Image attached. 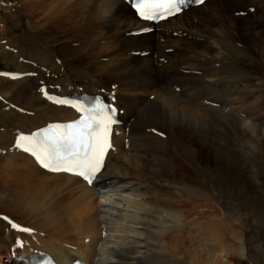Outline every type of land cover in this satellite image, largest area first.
Masks as SVG:
<instances>
[{
  "label": "bare ground",
  "instance_id": "1",
  "mask_svg": "<svg viewBox=\"0 0 264 264\" xmlns=\"http://www.w3.org/2000/svg\"><path fill=\"white\" fill-rule=\"evenodd\" d=\"M207 2V20L180 13L152 24L136 18L122 0H0L6 18L36 34L47 31L51 42L27 50L0 32V58L10 57L19 67L0 71L23 74L0 75V110L14 122L8 146L0 134V226L8 225L2 221L8 216L30 229L13 239L22 250L8 245L1 250L0 264H22L18 256L36 253H48L59 264H229L225 230L212 220L213 200L224 195V174H211L209 160L222 147L214 145L210 132L223 126L219 117L230 116L225 130L232 145L249 143L247 155L262 150L255 112L245 106L246 112L244 104L248 92L257 98L262 86L264 0H206L189 9ZM252 15L255 19L241 22ZM2 18L0 13L1 25ZM244 35L252 38L247 49L239 40ZM37 62L44 73L33 72ZM82 92L102 95L121 118L94 185L46 172L16 146L21 134L77 118L79 113L52 97ZM163 115L180 122L165 124ZM224 215L234 225L239 221ZM236 239L240 244L233 251L244 255L249 237L239 233ZM207 243L219 247V255L205 250Z\"/></svg>",
  "mask_w": 264,
  "mask_h": 264
},
{
  "label": "rangeland",
  "instance_id": "2",
  "mask_svg": "<svg viewBox=\"0 0 264 264\" xmlns=\"http://www.w3.org/2000/svg\"><path fill=\"white\" fill-rule=\"evenodd\" d=\"M210 7H211V2H207L204 6H202L201 8L197 10L194 9L192 11L188 8V10H185L183 11V13H181L182 14L181 18L187 17L190 20L197 22L199 18L201 19V17H198V16L202 15V20L203 21L207 20V16H209L208 11ZM0 13L4 17L2 18L3 20L2 25L0 24V32L2 33L1 36H4V39L10 38L13 43H17L19 44V46L27 50H29L27 47L31 45H37L39 47H44L46 44L51 43L47 39V31H41L40 33L36 34L34 33L33 30H30L27 26H24L22 22L20 24V23H17L14 18H6L4 16V12L1 10H0ZM239 14L243 15V13L241 12ZM131 15H132V12L126 13L127 17H130ZM229 16H230V13H229ZM252 19H255L254 15L247 16L246 18H241V22L244 24L246 21L252 20ZM198 26L203 27L205 25L204 23L203 24L201 23ZM159 27L161 28V25H159ZM161 29L154 30L150 34H156V32L160 31ZM169 33H170L169 31L165 32L166 35H168ZM176 34L178 35L179 32L176 31L175 33L174 32L171 33V37H175ZM239 40L244 43L245 49H247L249 47L248 45L252 42L251 36H247V35L239 36ZM59 44H60L59 42L57 43L52 42V46H57ZM8 49L11 50V47H8ZM170 49L171 48L167 49V51L170 52L171 51ZM18 59L20 61H25V58H23V56L18 57ZM56 60L59 61L58 59ZM36 66H37V70H36L37 72L36 71H33V72L39 73L41 70V72L44 73L45 69L43 68V66H41V64L37 62ZM0 69L14 71V70L19 69V67L15 65V62L13 59H11L10 57H6L4 60L0 58ZM262 71H264V66H261V69L259 70V74ZM262 74L264 73L262 72L260 74L262 78L261 79L262 86L258 91H256L257 98H251V95H250L251 92H248L249 103H247L246 105L244 104V108L246 112L247 110L250 112H255L254 116L257 121L255 120V125L253 128L260 135H263L262 136L263 138L261 139V141L263 142L262 150H259L258 154H252L250 152L251 155H247L248 154L247 150L248 149L250 150L249 143L248 144H246L247 142L240 143L239 146L232 145L233 140L232 139L230 140L231 136L229 135L227 136L229 132L227 133L226 131L228 130V128L230 130V127L228 126H229V123L230 122L232 123V120H233V119H230L231 118L230 116L219 117L218 120L223 124V126L215 128L210 132L211 138L214 140L213 141L214 145H218L219 148L222 147L221 148L222 150L220 149L216 154L213 152L214 154L213 158L211 156L209 160V162H211L210 171L213 177H216V174H219V175L224 174L223 175L224 195L222 194L221 196L218 195L220 196L219 197L220 201H218V199L213 200L212 206L215 207V209L213 208L212 220L214 224L221 223V226H220L221 228L219 227L220 230H222V228L223 230H225L224 232L223 231L221 232H223L222 234L225 235L223 238L225 240L224 245L227 246L225 248H228L226 251L227 259L228 261L231 260L229 261V264H251L250 261H254L256 264H264V156H263L264 155V133H262V130H261V128L264 129V84H263L264 76H262ZM175 89L178 90V86H176ZM44 96H46V93H44ZM0 100L3 101L1 96H0ZM25 104L27 103H24V105ZM245 106L246 107L248 106L247 110ZM8 115L9 114H5L3 113V111L0 110V134L3 133L2 138L5 141V145L7 144L6 146L9 145L8 140L12 141L11 139L14 135V129H13L14 122L12 121L13 119H11V116L10 115L8 116ZM240 115L243 121L247 119V114L243 113ZM163 117L167 119L166 115H163ZM164 118H163V121L165 120ZM168 119L170 120L171 118H168ZM168 119L166 120L167 122L165 124H168L169 122H171ZM171 120L173 121L176 120V122L174 121V123L180 122V120L177 121V117L176 118L174 117V119H171ZM246 121L248 122V120ZM260 121L263 123H261ZM219 128L220 129L222 128V130H220ZM7 132L9 133L5 134ZM10 134L12 135V137H10L11 136ZM4 135L7 137V139L4 138L5 137ZM215 136L217 137L215 138ZM162 137L165 138L164 139L165 143L170 140L167 137L166 133H163ZM2 148L3 147L0 146V151H4L3 150L4 148L3 149ZM239 149L241 150V153L239 152ZM1 155L2 154H0V156ZM238 167L242 169H239ZM236 168H237V171H236ZM254 174H256L257 177L260 179H258L257 181L256 180L254 181V177L252 178ZM220 185L222 186V184ZM211 187L213 188V186ZM218 187H219V184L215 186V188L217 189ZM219 202L220 203L222 202V203L220 204ZM222 207L223 209H225L224 211H222L223 210ZM224 212H227L228 214L233 215L234 219L236 218L239 221L235 219L236 224L234 225L232 222H235V221L234 220L231 221L230 218L224 215ZM2 221L6 222L4 220ZM2 229H6V230L3 233H1V236H0V239H1L0 243L3 244V245L0 244L1 246L0 252L7 245H8L7 247L9 248L11 247L10 250H22L23 249L22 247L15 246L16 245L15 241L21 240L18 238L17 234H20V233L25 234V233L23 231H17L14 228L12 229V227L9 224L3 225V228L0 226L1 231ZM239 233H243L244 238L249 237V241L247 239V242H245L247 244L246 246L247 248L244 252V255H240V254L238 255L235 251H233V249L234 250L236 248L238 249V246L240 244L238 240L236 239V236H238ZM196 240H197V233H195L194 244L196 243L199 244L198 240L197 241ZM8 241H9V244H8ZM204 249L209 250V251L212 250V252L218 250L216 255H219V247L214 246L210 243H207ZM246 253H248L249 258H251L250 260H248L247 257H245ZM187 256H189V254L188 255L184 254L185 258Z\"/></svg>",
  "mask_w": 264,
  "mask_h": 264
},
{
  "label": "snow or ice",
  "instance_id": "3",
  "mask_svg": "<svg viewBox=\"0 0 264 264\" xmlns=\"http://www.w3.org/2000/svg\"><path fill=\"white\" fill-rule=\"evenodd\" d=\"M196 2L203 3V0ZM180 10L177 0H139L138 13L144 19L166 18ZM58 102L68 103L62 100ZM72 106L81 110L77 105ZM105 108V105L97 102L96 108L74 125L50 126L57 129L63 127L65 132L37 133L35 137L20 136L16 146L30 152L46 169L75 172L91 183L102 166L104 153L111 147L107 141L111 117L105 116ZM12 227L19 228L14 223Z\"/></svg>",
  "mask_w": 264,
  "mask_h": 264
}]
</instances>
